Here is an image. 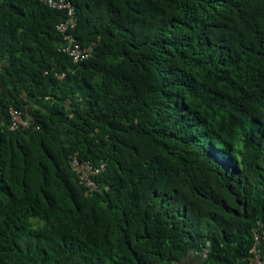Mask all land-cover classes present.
Returning a JSON list of instances; mask_svg holds the SVG:
<instances>
[{
    "label": "trees",
    "instance_id": "1",
    "mask_svg": "<svg viewBox=\"0 0 264 264\" xmlns=\"http://www.w3.org/2000/svg\"><path fill=\"white\" fill-rule=\"evenodd\" d=\"M68 2L92 47L77 64L58 50L64 12L0 0V264H248L264 0ZM9 107L27 129H8ZM73 153L104 165L95 191Z\"/></svg>",
    "mask_w": 264,
    "mask_h": 264
},
{
    "label": "built area",
    "instance_id": "2",
    "mask_svg": "<svg viewBox=\"0 0 264 264\" xmlns=\"http://www.w3.org/2000/svg\"><path fill=\"white\" fill-rule=\"evenodd\" d=\"M44 5L52 10L64 12L66 19L64 22L56 26V31L60 35L62 42L58 48L61 53L66 54L73 63L77 64L85 61L91 56V46H81L74 38L72 30L76 25L74 8L68 0H40ZM57 79H62L63 74H55ZM8 129L12 132L25 130L29 127V123L22 117L21 112L14 108H8ZM36 129H38L36 127ZM68 166L75 174L78 182L88 193L97 189L94 177L104 169V165L96 167L88 161H81L77 153H73L69 157ZM253 245L249 249L246 259L248 264H264V228L253 229Z\"/></svg>",
    "mask_w": 264,
    "mask_h": 264
}]
</instances>
